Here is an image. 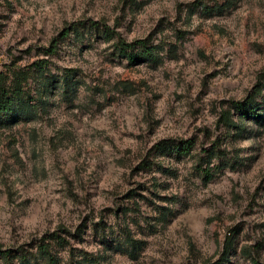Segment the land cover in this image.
<instances>
[{"label":"rangeland","instance_id":"1","mask_svg":"<svg viewBox=\"0 0 264 264\" xmlns=\"http://www.w3.org/2000/svg\"><path fill=\"white\" fill-rule=\"evenodd\" d=\"M24 71L30 115L0 114V264H46L42 242L58 264H264V0H0V74Z\"/></svg>","mask_w":264,"mask_h":264},{"label":"trees","instance_id":"2","mask_svg":"<svg viewBox=\"0 0 264 264\" xmlns=\"http://www.w3.org/2000/svg\"><path fill=\"white\" fill-rule=\"evenodd\" d=\"M98 22H91V26H99ZM74 27V26H73ZM104 34L107 39L115 40V47L120 55L126 57L130 62H148L154 61L157 58L156 46L152 45L148 39H137L134 41L125 40L116 30L109 27L107 24L103 25ZM68 32L65 33L67 35ZM57 44H53V48H56ZM36 65L41 68H45L47 62L38 61ZM30 72L24 71L15 73L10 85L7 84L5 77L0 74V114L10 115L15 113L18 117H27L30 115L31 103L29 100V92L25 89L24 83L28 81ZM67 78V79H66ZM69 83L72 81V76H64ZM235 107L239 111L240 115L256 117L259 115V108L252 102V97L247 98L243 102H235ZM166 141L161 142L163 145ZM191 144V143H189ZM180 146V145H179ZM179 146H176L177 150H181ZM52 238L57 242L63 241L61 235L56 233L52 234ZM39 252L45 258L46 264H58L57 258L53 253L50 243L42 242L39 244ZM0 255L4 259H10V250H0ZM19 264H30L28 256L23 252L19 257Z\"/></svg>","mask_w":264,"mask_h":264}]
</instances>
